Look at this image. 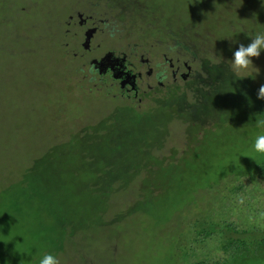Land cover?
I'll use <instances>...</instances> for the list:
<instances>
[{
  "label": "rangeland",
  "instance_id": "1",
  "mask_svg": "<svg viewBox=\"0 0 264 264\" xmlns=\"http://www.w3.org/2000/svg\"><path fill=\"white\" fill-rule=\"evenodd\" d=\"M75 9L106 21L96 55L171 36L165 51L144 46L180 57L189 78L139 109L87 89L91 56L68 24ZM246 14L260 21L248 17L250 35L229 33ZM263 15L261 0H0V264H39L46 253L60 264H188L210 254L214 245L184 235L186 221L258 156L264 51L242 76L231 60L264 33ZM233 264H264V245Z\"/></svg>",
  "mask_w": 264,
  "mask_h": 264
},
{
  "label": "trees",
  "instance_id": "2",
  "mask_svg": "<svg viewBox=\"0 0 264 264\" xmlns=\"http://www.w3.org/2000/svg\"><path fill=\"white\" fill-rule=\"evenodd\" d=\"M261 2L264 4L262 0ZM248 17L257 20L255 15L246 14L244 20L235 16L228 32L248 37L250 34L244 28ZM259 23L260 21L257 24ZM254 35L255 33L252 34ZM174 153L170 156L172 161L176 154ZM198 156L199 154H194V163ZM179 162H185L184 158H180ZM240 163L242 165H237L228 175L222 177L230 178L219 187L218 194L223 189L221 198L211 199L206 209L193 211L190 219L186 221V224H190L184 235H188L192 245L205 248L215 246L208 248L211 249L210 254L201 257L190 254L188 264H233L239 259L243 260L250 249L257 250L264 245V156L258 155L253 161ZM188 166L192 167L190 164ZM239 195L245 197L243 204L238 203Z\"/></svg>",
  "mask_w": 264,
  "mask_h": 264
},
{
  "label": "flooded vegetation",
  "instance_id": "3",
  "mask_svg": "<svg viewBox=\"0 0 264 264\" xmlns=\"http://www.w3.org/2000/svg\"><path fill=\"white\" fill-rule=\"evenodd\" d=\"M68 20V24L73 25L82 35L81 48L85 53L89 52L91 56L88 59L87 73L82 76L87 86L89 85L87 89L91 90L92 84L93 87H96L97 92L119 98L130 108L139 109L142 106L146 107L149 101L157 100L163 94L170 95L173 87L181 85L189 78L190 67L187 62L182 61L180 57H177L173 62L164 52L157 55L147 50L144 46L149 43L147 39L145 44L141 41L130 43L128 53L105 49L101 54L96 55L95 50L100 47V43L93 44V40L97 35L104 32L100 26L105 25L106 21H102L95 13L84 15L79 10L73 11L68 16ZM128 31V34L133 36L130 34V30ZM139 32L141 31H138V35L141 37ZM88 33L90 38L86 42V34ZM146 34L145 37L147 38L159 36L155 32H146ZM168 37L171 38V36ZM156 38L158 42L156 40L150 42L148 49H161L162 51L168 49L169 38ZM144 53H150L154 56L144 57Z\"/></svg>",
  "mask_w": 264,
  "mask_h": 264
},
{
  "label": "clouds",
  "instance_id": "4",
  "mask_svg": "<svg viewBox=\"0 0 264 264\" xmlns=\"http://www.w3.org/2000/svg\"><path fill=\"white\" fill-rule=\"evenodd\" d=\"M262 51H264V33L256 34L246 46L240 44L237 50L233 53V58L231 60L232 73L235 76H242L243 74L248 73L250 68H254L253 58H259ZM257 99L264 100V85L259 87ZM256 127L264 129V119L256 120ZM252 150L255 154L264 156V132H261V134H258L255 137ZM237 199L238 203L243 204L245 197L239 195ZM39 264H60V261L56 256L46 253L40 258Z\"/></svg>",
  "mask_w": 264,
  "mask_h": 264
},
{
  "label": "water",
  "instance_id": "5",
  "mask_svg": "<svg viewBox=\"0 0 264 264\" xmlns=\"http://www.w3.org/2000/svg\"><path fill=\"white\" fill-rule=\"evenodd\" d=\"M89 36H90V35H89V33H88V34H86V39H85V41H86V42H88V41H89V38H90Z\"/></svg>",
  "mask_w": 264,
  "mask_h": 264
}]
</instances>
